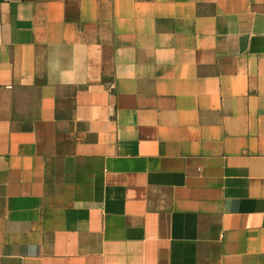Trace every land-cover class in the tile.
Returning <instances> with one entry per match:
<instances>
[{
    "label": "crops",
    "instance_id": "crops-1",
    "mask_svg": "<svg viewBox=\"0 0 264 264\" xmlns=\"http://www.w3.org/2000/svg\"><path fill=\"white\" fill-rule=\"evenodd\" d=\"M0 264H264V0H0Z\"/></svg>",
    "mask_w": 264,
    "mask_h": 264
}]
</instances>
